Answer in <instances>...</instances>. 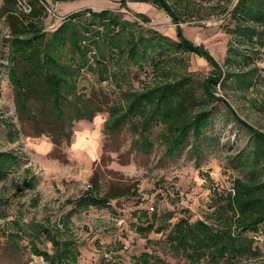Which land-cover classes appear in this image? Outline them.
<instances>
[{
    "label": "trees",
    "instance_id": "obj_1",
    "mask_svg": "<svg viewBox=\"0 0 264 264\" xmlns=\"http://www.w3.org/2000/svg\"><path fill=\"white\" fill-rule=\"evenodd\" d=\"M70 1L75 0H27L30 11L21 10L22 18L17 20V0H2L0 15L6 16L10 30L5 68L15 113L20 120L27 118L29 136L47 137L55 145L69 144L74 123H90L104 110L103 136L127 130L132 133L134 150L144 156L158 141L163 158L174 157L189 144L198 158L200 144L208 140L206 130L212 121L209 106L223 103L233 121L252 136V148L246 154L250 159L243 153L235 157L245 177L235 179L225 194L213 192L212 211L203 219L191 221L176 217L173 211H142L134 214V230L147 244L152 241L150 234L160 235L158 241L164 237V246L186 264H247L264 259V252L256 245V236L264 235V132L242 120L216 95L218 84L245 94L264 81L258 66L264 60V0H116L123 8L128 3L156 7L175 25V39L142 27L140 23L150 22L145 14L137 13L138 21H130L109 9L75 11L55 30L46 32L41 22L47 16L48 2ZM201 11L207 13L205 18L222 17L221 28L227 36L222 65L202 45L183 35L180 24ZM189 55L205 60L212 68L211 76L201 82L194 80L186 72ZM131 67L144 73L149 70V82L134 88ZM87 72L114 90L81 85ZM111 94L114 98L110 102ZM15 164V156L0 152V180ZM33 179H27L23 187L32 189ZM125 194L109 191L100 196L94 185L63 203L70 207L68 212L27 222L28 252L45 264H77L80 244L72 217L89 209H111V202ZM11 223L16 229L2 235L8 247L17 250L26 233L18 220ZM122 249L120 244L102 253L99 264H121L117 256H104ZM130 261L169 264L153 252L133 255Z\"/></svg>",
    "mask_w": 264,
    "mask_h": 264
},
{
    "label": "rangeland",
    "instance_id": "obj_2",
    "mask_svg": "<svg viewBox=\"0 0 264 264\" xmlns=\"http://www.w3.org/2000/svg\"><path fill=\"white\" fill-rule=\"evenodd\" d=\"M23 7L27 8V0H17L14 13L17 20L22 18L19 12ZM85 8L113 10L130 21H138L137 13L145 14L150 22L140 23L142 27L175 39V25L156 7L128 3L123 8L116 0L48 2L47 16L41 24L46 32H52L63 18ZM194 8L198 9L192 6ZM206 16L205 11L195 13L180 27L188 40L202 45L222 65L227 45V36L221 28L222 17ZM9 32L6 16L0 15V152L16 158L7 177L0 180V264H45L41 258L28 252L27 222L68 212L70 207L63 203L76 199L94 185L100 196L109 191L126 194L112 201L111 209H89L72 217L80 244L77 264H99L102 253L114 250L120 244L122 250L106 253L104 257L117 256L121 264H130L133 255L153 252L169 264H186L164 246V237L158 241L160 235L150 234L152 241L147 244L134 230L137 224L134 214L173 211L176 217H189L191 221L205 218L212 211L213 192L225 194L235 179L245 177L246 172L235 157L243 153L250 159L246 154L252 148L251 134L233 121L223 103L215 102L212 108V104L209 106L212 121L206 130L208 140L200 144L203 146L198 158L193 155L189 144L174 157L163 158V147L158 141L150 154L144 156L134 150L132 133L127 130L116 136H103V123L107 117L104 110L90 123H74L69 144L59 142L55 145L44 136L31 138L27 118L20 120L15 113L13 90L5 68ZM258 66L264 78V60ZM147 72L149 70L144 73L130 68V82L134 88L149 82ZM186 72L201 82L211 76L212 68L205 60L189 55ZM80 83L114 90L97 82L96 76L88 72ZM216 92L242 120L264 132V81L245 94L220 84L216 86ZM113 94L108 96L110 102ZM214 139L216 144L212 143ZM31 177L34 178L33 188L23 187ZM15 219L26 233L17 250L8 247L9 243H5L2 235L4 231L16 229L11 223ZM256 245L264 252V235L256 236ZM46 248L50 249L49 244ZM247 264H264V259Z\"/></svg>",
    "mask_w": 264,
    "mask_h": 264
},
{
    "label": "built area",
    "instance_id": "obj_3",
    "mask_svg": "<svg viewBox=\"0 0 264 264\" xmlns=\"http://www.w3.org/2000/svg\"><path fill=\"white\" fill-rule=\"evenodd\" d=\"M23 10L28 13L30 10H29V7L27 6V8L23 7ZM151 211H152V208H151Z\"/></svg>",
    "mask_w": 264,
    "mask_h": 264
}]
</instances>
